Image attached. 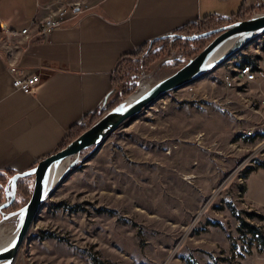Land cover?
I'll return each mask as SVG.
<instances>
[{
    "label": "rangeland",
    "instance_id": "1",
    "mask_svg": "<svg viewBox=\"0 0 264 264\" xmlns=\"http://www.w3.org/2000/svg\"><path fill=\"white\" fill-rule=\"evenodd\" d=\"M172 37L140 63L120 64L116 88L122 75L153 85L189 61H173L172 51L200 52V43ZM15 39L0 28V52L10 54ZM209 80L167 94L82 152L13 264H264V133H239L255 124L245 105L254 95L241 90L251 96L222 112L226 98ZM26 203L3 210L0 222L10 216L5 225L15 230Z\"/></svg>",
    "mask_w": 264,
    "mask_h": 264
},
{
    "label": "crops",
    "instance_id": "2",
    "mask_svg": "<svg viewBox=\"0 0 264 264\" xmlns=\"http://www.w3.org/2000/svg\"><path fill=\"white\" fill-rule=\"evenodd\" d=\"M55 1L0 0V28L10 33L29 29L28 37L15 39L10 54L0 52V173L30 171L62 149L73 127L85 131L93 124L113 90L106 107L114 99L122 61L140 63L147 48L206 17L225 20L217 28L240 21L234 20L240 10L245 18L264 12V0H80L84 7L69 13L61 28L37 37L48 16L45 8ZM10 65L40 75L33 93L12 88ZM243 65L264 76L263 35L207 75L216 92L237 107L255 96L258 84L248 86L251 95L239 93L226 89L222 77ZM250 118L260 121L255 114Z\"/></svg>",
    "mask_w": 264,
    "mask_h": 264
},
{
    "label": "water",
    "instance_id": "3",
    "mask_svg": "<svg viewBox=\"0 0 264 264\" xmlns=\"http://www.w3.org/2000/svg\"><path fill=\"white\" fill-rule=\"evenodd\" d=\"M227 23L224 26L191 36L172 35L175 38L189 42H195L212 36L213 39L194 58L190 59L174 73L156 81L146 91L125 104L124 101L136 92V88L130 96L126 97L118 106L106 112L64 148L39 161L30 171L17 173L10 178L4 190L5 199L0 203L1 215L2 211L6 210L14 202L17 185L21 179L33 177V187L29 200L22 208L20 224L13 242L8 248L0 251V264H10L13 262L20 248L23 246L49 193L46 190V177L52 165L65 159L74 158L86 150L94 151L110 134L114 133L127 121L136 118L156 101L169 93L176 92L194 82L204 79L225 62L231 60L255 39L264 35V12L254 14L244 20L228 21ZM230 41H232V44L213 59L214 54ZM114 93L115 90L104 98L102 107L107 104L108 99ZM67 173L68 171L63 174L58 184L65 179ZM3 220L4 218L1 222Z\"/></svg>",
    "mask_w": 264,
    "mask_h": 264
},
{
    "label": "built area",
    "instance_id": "4",
    "mask_svg": "<svg viewBox=\"0 0 264 264\" xmlns=\"http://www.w3.org/2000/svg\"><path fill=\"white\" fill-rule=\"evenodd\" d=\"M54 5L56 6L55 8L52 7ZM83 7V3L80 0H57L53 4L48 5L45 8L48 12V16L40 24L37 30V37L44 38L52 30L61 28L66 23L67 15L69 13H73L74 10H79ZM33 25H35V23H31V26ZM28 30L29 29L27 28L18 33L6 32V34L8 38L17 39L21 36L28 37ZM175 39V37L171 38V40ZM186 53L187 52H185V54ZM170 55L172 56L171 59L173 61L185 63L186 61L190 60L189 58H186L182 50L172 51L170 52ZM168 60H170V58H168L167 61ZM8 72L11 75L12 88L26 94L33 93L36 86L41 82V77L37 72H32L30 74H28L27 72H20L16 67L11 65L8 68ZM124 77L125 76L122 75L120 84L126 83V79H124ZM222 82L226 89L236 92L245 90V88H247L252 83L258 84V88L257 90H255V96L251 98V100H249L245 105L247 110L252 114H255L256 116L260 117L262 122L260 124H254L253 126H249L245 129H241L239 130V133L247 138L263 134L264 132L262 131L264 129V76L262 78H258L257 73L249 65H243L242 67L234 70L232 73L224 75L222 77ZM229 104L230 102L228 100L221 102L220 107H223L221 108V111L225 112ZM106 108L107 107L105 105L103 107L104 111L107 110Z\"/></svg>",
    "mask_w": 264,
    "mask_h": 264
},
{
    "label": "trees",
    "instance_id": "5",
    "mask_svg": "<svg viewBox=\"0 0 264 264\" xmlns=\"http://www.w3.org/2000/svg\"><path fill=\"white\" fill-rule=\"evenodd\" d=\"M245 14L243 10H240V12L237 14L236 18L234 20H244ZM225 24V20H214L213 18L206 17L199 22L192 24L190 26H186L185 28L181 29L178 33H183L190 35L191 33H200L208 31L216 26ZM213 39L212 37L204 38L201 40H198L196 42L201 44L200 51ZM195 42V43H196ZM124 61H122L120 64H122ZM138 62V61H137ZM134 61L131 62L133 66L136 65ZM137 88L136 81H133L131 84L129 83H123L120 88L117 90L114 99L108 108V111L113 109L115 106L119 104L121 99L126 98L130 96ZM84 131V126L79 127H73L68 134L65 143L60 147H65L69 142H71L73 139H75L77 136H79ZM258 166L260 169H264V162H259ZM15 175L13 172H3L0 173V203L4 201V189L7 185V182ZM33 187V177L24 178L21 179L18 182L17 185V196L14 202L6 209V211H15L17 210L22 203H25L29 200L31 192ZM26 200V201H25ZM0 219H1V213H0ZM188 264H195L193 261L189 260Z\"/></svg>",
    "mask_w": 264,
    "mask_h": 264
},
{
    "label": "bare ground",
    "instance_id": "6",
    "mask_svg": "<svg viewBox=\"0 0 264 264\" xmlns=\"http://www.w3.org/2000/svg\"><path fill=\"white\" fill-rule=\"evenodd\" d=\"M232 44V41L227 43L226 46H224L220 51H217L213 59L216 58L221 51H223L225 48L229 47ZM151 82V81H150ZM149 81H146L145 78L142 79V81L138 84V89L135 94H133L129 99L125 100L124 103H128L129 101L136 98L138 95L146 91L148 88L152 86V84ZM81 159H79V155L74 157V159H65L62 161H59L52 165V167L49 169L47 177H46V190L50 191L59 181V179L62 177V175L69 170L72 166L79 163ZM10 219V216H5L3 222L0 224V251L8 248L11 243L14 240V237L17 233L20 221L18 223V226L15 230L8 228L5 225V222ZM16 260V259H15ZM11 262L10 264H13L15 262Z\"/></svg>",
    "mask_w": 264,
    "mask_h": 264
}]
</instances>
